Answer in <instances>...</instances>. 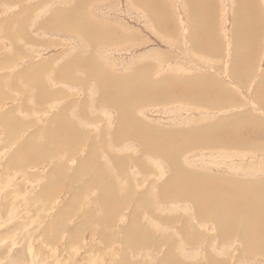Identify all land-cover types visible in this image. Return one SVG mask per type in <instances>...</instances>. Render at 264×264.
I'll use <instances>...</instances> for the list:
<instances>
[{
  "label": "rangeland",
  "instance_id": "rangeland-1",
  "mask_svg": "<svg viewBox=\"0 0 264 264\" xmlns=\"http://www.w3.org/2000/svg\"><path fill=\"white\" fill-rule=\"evenodd\" d=\"M102 77L169 95L124 114ZM254 185L264 0H0V264H264L196 202Z\"/></svg>",
  "mask_w": 264,
  "mask_h": 264
},
{
  "label": "bare ground",
  "instance_id": "bare-ground-1",
  "mask_svg": "<svg viewBox=\"0 0 264 264\" xmlns=\"http://www.w3.org/2000/svg\"><path fill=\"white\" fill-rule=\"evenodd\" d=\"M193 14V13H192ZM90 22V21H89ZM93 26V25H92ZM163 26V25H162ZM85 27H88L89 26H85ZM95 27V26H94ZM160 28V27H159ZM91 29V28H90ZM83 30V29H82ZM94 30V29H93ZM92 30V32H93ZM86 31V30H85ZM241 31V30H240ZM243 33V32H242ZM88 34H91L90 32H88ZM241 34V33H240ZM86 35V34H85ZM166 35V34H165ZM243 35V34H242ZM242 35L240 37H242ZM245 36V35H244ZM237 37V35H236ZM238 40H242V39H238ZM238 43V42H236ZM239 44H242L241 42H239ZM238 44V45H239ZM242 46V45H241ZM244 46V45H243ZM240 50L238 49V53ZM242 53L244 51L241 50ZM247 54V53H246ZM245 54V55H246ZM9 55V54H8ZM241 55V54H240ZM139 68V67H138ZM151 68V67H150ZM148 69V68H147ZM153 69V68H152ZM151 69V70H152ZM137 70V69H136ZM140 70V69H139ZM139 74V73H138ZM142 77V76H140ZM125 78V77H124ZM163 78V77H162ZM188 78V77H187ZM102 87L104 89V93H110V94H107L108 97L112 98L113 100V103H115L114 105L116 107H118L119 110L123 111L124 112H130L131 108H132V103H134V99H136V97H144L145 98H149V95L150 97L154 94H160L161 93V96L162 97H165L167 98L166 96L169 95L167 94L166 91L164 92H154L152 91V86L149 85L148 82L144 81V83L139 84L137 82L138 85H141L140 87H133V88H130L129 86L125 89H121V87H118V83H120L121 81H112L111 83H109V80H107L105 77L103 78L102 77ZM169 79V78H167ZM166 79V80H167ZM190 79V78H189ZM133 80V79H132ZM135 80H139V82H141L139 76H138V79L135 77ZM151 80L149 79V82ZM156 81V80H155ZM172 81V80H171ZM175 80H173L174 82ZM164 82V81H163ZM196 82V81H195ZM113 83V84H112ZM132 83V82H131ZM154 83V82H152ZM167 83V82H166ZM176 83V82H175ZM165 84V83H164ZM173 84V83H172ZM120 85H123L120 83ZM125 85V84H124ZM134 85V84H133ZM132 85V86H133ZM180 85V84H179ZM200 85V84H199ZM177 87V86H176ZM197 87V86H196ZM204 87V86H203ZM159 91V90H158ZM198 93H196L197 95ZM202 94V93H201ZM201 94L199 93V96H201ZM157 95V96H158ZM194 95V94H193ZM194 95V97L196 96ZM175 96V95H174ZM181 96V94H180ZM198 96V97H199ZM154 97V96H153ZM159 97V96H158ZM169 97V96H168ZM193 97V96H192ZM169 99V98H168ZM196 100V99H195ZM111 101V102H112ZM139 102V101H138ZM211 104V103H210ZM136 107V106H135ZM135 110V109H134ZM134 110H131V111H134ZM120 112V111H119ZM124 113V114H126ZM129 114V113H127ZM132 115V113H131ZM122 116V115H121ZM134 116V115H132ZM131 117V116H130ZM129 119V118H128ZM131 121V120H129ZM133 122V121H132ZM131 122V123H132ZM136 123V122H134ZM142 123V122H141ZM123 126V125H122ZM134 126V125H133ZM131 126L129 125L130 128H136V126ZM124 127V126H123ZM120 128V127H119ZM113 130V129H112ZM153 133V132H152ZM154 134V133H153ZM152 134V135H153ZM166 134V133H165ZM164 134V135H165ZM129 137V136H128ZM149 136H146V137H143V138H147ZM152 137V136H151ZM153 137H156V136H153ZM125 138V137H124ZM148 139V138H147ZM147 139H145L147 141ZM165 139V138H164ZM150 140V139H149ZM148 140V141H149ZM156 140V139H155ZM168 140V139H166ZM158 139L155 141L156 144V147L160 150L159 152L164 154L166 153L167 155V158L170 157V158H173L174 160L177 159V157L179 158V155L178 152H177V149L174 148V146H171L173 145L174 143H171L173 141H160V142H157ZM152 142L148 143V144H151ZM225 143V142H224ZM205 144V143H204ZM153 145V144H151ZM211 145V144H210ZM155 147V146H154ZM180 149V148H179ZM149 150V149H148ZM154 152V151H153ZM169 158V160H170ZM172 160V159H171ZM178 161V160H177ZM173 162V161H172ZM94 167V166H93ZM95 178H94V182L97 184V186L99 185L100 187H98L99 191L101 192L100 194L102 195L100 198V202L101 204H103V206H107L106 208H108L109 206H111L113 203H112V198H111V191H112V188L110 190H108L109 187H107L106 185L104 186L103 183H101L102 181L98 180L100 176H97L98 174H94ZM101 178V177H100ZM248 181H251V180H248ZM237 182V181H236ZM242 183V182H240ZM101 184H103L101 186ZM185 185V184H184ZM188 185V184H187ZM244 185V184H243ZM111 187V186H110ZM130 187V186H129ZM177 187V186H176ZM256 187V185H254V188ZM190 190H194L193 193H196V191H200L198 190V187L194 188L192 187L191 185H188V187ZM253 188V187H252ZM255 189H258V192L259 194H257L256 191H253V192H242V190H237V193L236 195L238 196L237 198V201L239 204L237 205H240L241 208H240V211H236L234 208L237 207V205L235 204L234 201L232 200H227L226 202H223V200L221 198H218L219 200L221 199L222 201H218L215 197H208L205 195V197H198L196 198V201L197 204H201L203 206V210H202V214L201 216L203 217H206L207 215H211V217L214 215V218L216 219L217 222H220L221 225H225L226 228H232L233 230V226H232V223H236L237 226L239 228L242 229V232H243V236H248V243L250 242L249 241V237L251 234H253V238L255 239V242H260L259 239L261 238H264V229L262 228L263 225H264V187H259V188H255ZM115 189V188H114ZM186 189V187H185ZM102 190H104V192H102ZM108 191H110L108 193ZM215 193V192H214ZM253 194V195H252ZM198 195V193L196 194ZM183 196V195H182ZM185 196V195H184ZM204 196V195H203ZM236 196V197H237ZM259 196V197H258ZM189 197V196H188ZM115 198V197H114ZM215 198V199H214ZM255 198H258L257 200ZM186 199V198H185ZM201 199V200H200ZM115 202V201H114ZM199 202V203H198ZM195 203V202H194ZM207 207H209L207 209ZM114 208V207H113ZM237 208V209H239ZM118 209V208H117ZM112 210V209H111ZM228 210V211H227ZM109 212V211H108ZM233 213L237 216H233ZM209 217V216H208ZM171 220H174V219H171ZM227 220L230 222V225H226L227 224ZM133 221H136V220H133ZM134 224V225H133ZM137 224V222H136ZM134 222L131 221V226H133L134 228L132 229V236L136 235V232H138L137 230L135 231V226H136V229H137V225H136ZM149 229V228H148ZM140 231V230H139ZM141 233V231H140ZM139 233V235H140ZM229 237V236H228ZM131 238V236H130ZM132 239V238H131ZM134 242V241H133ZM147 243V242H146ZM145 242H142L141 244L142 245H146ZM140 242H136V245H139ZM263 244V243H262ZM256 246L254 249H255V252H264V245H261L258 244V243H255ZM253 249V248H252ZM199 259V258H198ZM105 260V259H104Z\"/></svg>",
  "mask_w": 264,
  "mask_h": 264
}]
</instances>
